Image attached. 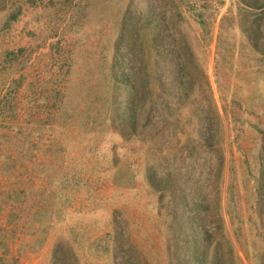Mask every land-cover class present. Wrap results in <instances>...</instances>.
I'll list each match as a JSON object with an SVG mask.
<instances>
[{"label":"rangeland","instance_id":"374dc122","mask_svg":"<svg viewBox=\"0 0 264 264\" xmlns=\"http://www.w3.org/2000/svg\"><path fill=\"white\" fill-rule=\"evenodd\" d=\"M21 1L0 33V264L59 245L67 264H196L216 207L210 258L264 264V0Z\"/></svg>","mask_w":264,"mask_h":264},{"label":"trees","instance_id":"16d2710c","mask_svg":"<svg viewBox=\"0 0 264 264\" xmlns=\"http://www.w3.org/2000/svg\"><path fill=\"white\" fill-rule=\"evenodd\" d=\"M10 2L12 1V6L14 7L11 12H8V15H6V17H4V19L2 21H0V33L4 30H7L12 23L16 22L17 19L19 18L21 11H22V3L24 1L21 0H9ZM36 1V0H35ZM72 1V0H71ZM67 3V1H66ZM154 16V13L152 12L149 16L146 17V20H152ZM160 28H156L155 32H159ZM129 32H132V35H135L136 32L135 31H131V30H127ZM141 33V31H138ZM173 58H176L178 60V58H181V53L178 52L177 56L173 55ZM179 68V69H178ZM177 68V74H179V76L183 77L185 74H189L188 69L184 68L183 66H180ZM186 70V72H185ZM122 72H124L122 70ZM123 74H120L118 77L119 81H122V83H125L126 85V92L121 96L119 93V100H118V104L121 106L120 108H122L124 110V116H127V118H130V120H132V124H136L137 122V118H138V114H139V108H140V104L142 103V97L140 95V92L143 93L142 91H139V85L137 82L135 81H125V78H123ZM177 90H176V94L177 97H183V94H187L190 88V81L188 80H183L181 82H179L177 84ZM176 97V98H177ZM134 122V123H133ZM219 208H212L208 210V216L210 219V225L209 227L204 226V230H203V236L205 238V242H207V236H211V230L214 229L215 226H217V228H219L220 230L222 229L224 231V218L223 215L220 213V211L218 210ZM213 225V227H212ZM225 240V245L226 248L232 245L231 241L225 236L223 238ZM205 242H199L196 241L192 246H191V250H192V254H193V261L196 262V264H226L225 259L224 258H228V257H224L222 252L220 251L219 253H217L216 255V259L212 260L210 258L209 255L210 251L208 253L207 248H205ZM210 242V241H209ZM233 247V245H232ZM232 249L229 251V253H231ZM61 254L62 255V250H61V245L58 246V249L56 251V264H67L64 259H61ZM63 256V255H62ZM203 260V262H202ZM1 261V259H0ZM1 264H6L5 261H2Z\"/></svg>","mask_w":264,"mask_h":264},{"label":"bare ground","instance_id":"6f19581e","mask_svg":"<svg viewBox=\"0 0 264 264\" xmlns=\"http://www.w3.org/2000/svg\"><path fill=\"white\" fill-rule=\"evenodd\" d=\"M94 125V124H93ZM72 128V127H71ZM78 184V183H77ZM63 190V189H62ZM18 196V195H17ZM49 197V196H48ZM44 200V199H43ZM34 216V215H33Z\"/></svg>","mask_w":264,"mask_h":264}]
</instances>
